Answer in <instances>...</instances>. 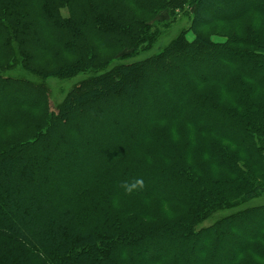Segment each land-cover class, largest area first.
<instances>
[{"label": "trees", "instance_id": "obj_1", "mask_svg": "<svg viewBox=\"0 0 264 264\" xmlns=\"http://www.w3.org/2000/svg\"><path fill=\"white\" fill-rule=\"evenodd\" d=\"M262 19L264 0H0V264H264ZM82 74L53 104L48 81Z\"/></svg>", "mask_w": 264, "mask_h": 264}, {"label": "rangeland", "instance_id": "obj_2", "mask_svg": "<svg viewBox=\"0 0 264 264\" xmlns=\"http://www.w3.org/2000/svg\"><path fill=\"white\" fill-rule=\"evenodd\" d=\"M167 18H168L167 15H161V13L157 17V19H159V20H166ZM261 21L264 24V20L262 19ZM187 25H190V21H188L185 18L183 20H181L178 24V26H182V27L187 26ZM231 29H232V25L218 23V24H215L214 26L206 28L204 33L210 39H214V40L219 39L220 41L217 43H222V42L224 43L226 41V38H227L226 34L230 33ZM188 38H189V40L192 41L193 39H195V35L189 34ZM157 52H158V49H155V51L152 54H155ZM198 69H199V67H198ZM86 77H87L86 74H82L76 78H73L71 80H65V81L59 80V79H50L48 81V85L50 88L53 104L60 103L65 98L67 93L70 92L77 84H79L81 81H83ZM52 109L54 110L53 105H52ZM73 177H75V176L74 175L70 176V179ZM62 179H63V177L61 178V180ZM261 204H264V198H261V199L253 202V205H261ZM215 218L216 217L212 218L211 220H207V221L203 222L199 229L200 230L208 229L210 226H212L214 224ZM225 243H227V242H222L221 246L219 248L220 253L222 255L224 254V251L226 248Z\"/></svg>", "mask_w": 264, "mask_h": 264}]
</instances>
